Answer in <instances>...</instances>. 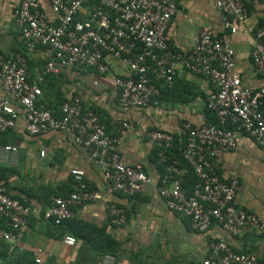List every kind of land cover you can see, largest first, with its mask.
I'll use <instances>...</instances> for the list:
<instances>
[{"label":"built area","instance_id":"built-area-1","mask_svg":"<svg viewBox=\"0 0 264 264\" xmlns=\"http://www.w3.org/2000/svg\"><path fill=\"white\" fill-rule=\"evenodd\" d=\"M44 1L52 17L41 9L39 0H20L14 9L13 22L24 50L32 53L44 47L50 57L35 79L30 80L22 53L0 54V85L11 98L0 100V133L15 127L19 110L12 102H16L29 136L66 134L104 170L112 191L134 197L144 185L153 183L142 164L129 165L121 160L119 137L110 134L95 114L84 112L79 97L61 103L57 115L38 108L40 86L48 75L69 67H82L110 76L118 89L119 107L143 109L158 105L159 86L171 87L178 70H184L208 82L205 105L216 122L202 125L184 122L175 134L165 130L147 132L146 139L163 166L156 182L157 192L169 210L189 221L193 231L206 232L217 225L232 236L245 229L264 235V223L235 206L239 180L236 177L224 180L215 161L217 152L234 150L242 138L264 149V89L249 90L232 73L235 67L232 46L205 26L198 31L187 53L173 50L166 33L178 0ZM215 6L221 13L222 27L229 34H251L253 72L264 77V25L253 30L246 27L248 11L244 0H215ZM107 58L125 67L128 75L111 73ZM128 127V123L122 122L115 129L123 133ZM174 146L184 165L168 155ZM0 149L12 155L18 151L11 145ZM40 156H44V151ZM188 169L196 178L190 191L184 187ZM70 176L72 191L65 197L53 198L44 212V218L55 226L71 219L75 206L102 199L96 190L88 188L83 170L72 169ZM105 209L110 224L120 226L126 222L125 213L117 204L105 201ZM31 213L30 206L9 197L0 185V220L5 224V229L0 227V238L13 243L17 250L22 248ZM62 242L73 246L75 239L66 236ZM40 252L38 249L37 253ZM108 258L112 260L111 256ZM201 264L261 263L255 255L237 252L222 240H209Z\"/></svg>","mask_w":264,"mask_h":264},{"label":"crops","instance_id":"crops-1","mask_svg":"<svg viewBox=\"0 0 264 264\" xmlns=\"http://www.w3.org/2000/svg\"><path fill=\"white\" fill-rule=\"evenodd\" d=\"M39 1L41 9L52 17L49 5L44 0ZM244 1L248 11L246 27L253 30L264 24V2ZM19 2L0 0V54L22 53L28 63L29 79L34 80L49 59L50 52L44 47L32 53L24 50L20 33L13 22V12ZM205 26L234 49L235 67L232 73L239 76L243 86L252 91L264 89V77L256 76L252 68L251 34H229L222 27L221 13L215 6V0H178L176 13L167 29V41L173 50L187 53L198 31ZM106 60L111 73L128 75L126 68L112 58ZM174 85L173 91L163 95L158 105L123 109L117 102L118 89L113 86L108 74L74 66L44 78L42 95L36 101L38 107L54 109L60 98L70 100L79 97L84 112L98 110L109 133L119 137L121 160L129 165L142 164L153 183L144 185L134 197L112 191L104 170L66 134L52 132L29 136L22 110L16 102H12L19 110V117L15 127L4 136L6 143L0 144V148L11 145L18 151L12 155L0 149V165L16 168L18 173L10 180L8 192L27 202L32 213L27 218L21 250L0 238V264H27L25 259L18 261L21 253H28L25 256H30L32 264H201L209 240H222L237 252L255 255L264 264V235L245 229L240 235L232 236L217 225H212L206 232L193 231L189 221L169 210L160 198L156 189L159 173L152 162L153 149L146 139L147 132L165 130L175 134L184 122L202 125L212 121L205 107L210 88L204 78L178 70ZM172 96H189V100L180 103ZM2 99L11 98L0 85ZM122 122L128 123L129 127L118 133L115 127ZM41 151H44L43 157L40 156ZM215 161L224 180L233 177L239 180L235 206L254 214L264 223V149L250 139L242 138L234 150L217 152ZM72 169L83 170L87 186L102 197L101 200L75 206L72 220L104 229L105 234L117 244L112 260L108 258L110 255L93 253L79 239L73 246L65 245L62 239L70 236L67 230L54 226L44 218L49 206L37 199L36 190L50 188L62 193L66 186L72 187ZM52 199L51 194L48 202L51 203ZM105 201L117 204L124 211L126 222L123 225L110 224ZM2 245L7 249L1 248ZM38 249L40 253H37Z\"/></svg>","mask_w":264,"mask_h":264},{"label":"trees","instance_id":"trees-1","mask_svg":"<svg viewBox=\"0 0 264 264\" xmlns=\"http://www.w3.org/2000/svg\"><path fill=\"white\" fill-rule=\"evenodd\" d=\"M263 25L264 24H261V26H263ZM156 85L158 86V83ZM40 88H42V85L40 86ZM159 88H160V92H161V97L159 98V100H161L163 95H166L167 93H170L173 91V89L175 88V85L173 83L171 85V87L159 86ZM186 97L187 96H177V97L172 96V98L179 100L180 103L188 101L189 96L187 98ZM65 101H68V99L60 98L58 100L57 104L55 105L54 109H50L49 107H38L37 105L36 106L38 108H45V109L52 110V111H54V114L57 115L58 108H59L60 104L65 102ZM205 107H206V105H205ZM206 110H207V108H206ZM93 114H95L102 123L106 124L102 120L101 114L98 110H95ZM210 117H212L211 120L213 122H216V119L213 116H210ZM107 131L109 132L108 128H107ZM10 132H11V130L4 132V133H0V144L6 143L3 138H4V136L8 135V133H10ZM168 155L171 158L176 159L180 165H184V161L180 158V154L177 150V146H174V148L168 153ZM152 162H154L156 164L157 169H158V173L160 175L163 171V166L158 163V155H157L156 150H154V149L152 151ZM17 173L18 172H17L16 168H14V167L1 166L0 165V185L5 187V189L7 191V195L9 197L17 199L22 204L27 205L28 203L25 202L20 196L10 195L8 192L9 182L15 175H17ZM195 180H196V178L194 177L192 172L188 169V174L186 175V177L184 179V187L186 189H188V191H190ZM88 188H89V186H88ZM54 191L55 190L50 189V188H40V189L36 190V194L38 195L37 199L41 203H44L45 205L50 206V205H52V202L51 203L48 202V198L51 194H52L53 198L65 197L72 191V187L66 186L65 190H62V193H56ZM21 192L24 193L25 191L21 190ZM29 192H32V191L29 190ZM25 193H28V192H25ZM27 197H30V196H27ZM31 197H33V196H31ZM0 227L5 229V224H4L3 220H0ZM57 227L65 228L71 237H73L75 240L76 239L81 240L95 254H98L101 256H106V255L114 256L116 253L117 244L115 243V241L111 237H109L108 235L105 234L104 229L97 228L95 226L89 225L87 223H84V222H81L78 220H76V221L72 220V218L65 221L61 225H57ZM1 248L5 249V250L7 249L5 245H2ZM25 255H28V253H24V254L21 253L18 256V261L25 259V261H27V264H32L33 261L30 259V256L26 257Z\"/></svg>","mask_w":264,"mask_h":264}]
</instances>
